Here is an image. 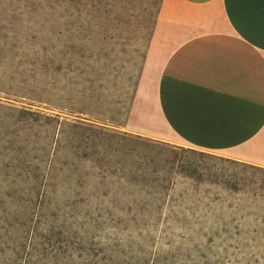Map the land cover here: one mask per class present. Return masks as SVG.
Instances as JSON below:
<instances>
[{
  "label": "rangeland",
  "instance_id": "rangeland-1",
  "mask_svg": "<svg viewBox=\"0 0 264 264\" xmlns=\"http://www.w3.org/2000/svg\"><path fill=\"white\" fill-rule=\"evenodd\" d=\"M34 1L35 4H32ZM163 1L114 0L115 4L111 6L117 11L115 10L113 17L119 15L120 25L117 28L112 23L106 24L104 35L100 34L102 25L98 16L103 13L105 15L113 8L107 6L106 0L104 5L91 6L93 11L99 7L102 11L96 10L93 15L94 29L91 36H95L98 41L91 42L90 45L99 52L105 44L107 53L114 56V59L117 56V59L123 60L127 66L124 74L131 73L135 77L134 83L139 84L157 22L158 9ZM95 2L96 0L94 5ZM62 8L58 0H42V3L37 0H0V45L5 48L2 55L8 54L15 44H32L31 30H42L47 34L57 28L60 23L56 22V17L49 19L46 15H60ZM104 36H116V40L104 42ZM13 68L12 65L0 69L1 77L5 80V83L0 85V264H17L14 252L15 237H25L21 240L29 246L31 244L34 229L19 222L17 216L21 210L42 207L45 193L53 200L50 204L56 205L58 199L63 209H70L67 208L70 205L68 199L74 198L77 190L88 197L78 203L73 223L88 225L96 231L95 235L90 237L91 242L85 243L86 248L74 251L76 264H108L110 256L114 257L116 264H220L216 257L209 261L201 251L206 244L212 242L208 236L203 235L201 224L207 226L208 222L203 217L218 211L222 204L225 208L232 209L245 225H256L255 228L246 229L247 244L241 241L239 246L233 247L229 243L227 252H220L222 264H264V239L260 236V225H264V169L168 143L158 137L154 131L159 128L152 127L150 117L146 116L141 122L142 128L138 130L144 135L130 136L167 145V149L161 150L162 148L152 145L146 147L140 142L125 148L134 150L133 153L137 155L150 154L154 161H157V157L176 158V166L180 163H193L199 173L204 175L203 180H198L197 176L173 173L167 177L171 181L170 190L162 191L163 200L160 202L151 192L148 193L150 189L144 185L139 188L127 182L129 169L125 179L120 180L118 166L111 170L115 174L110 173L106 178H102L98 172L86 169L79 171L77 166H67L62 170L63 165H60L53 172H57V180L62 183L57 186L48 185V158L65 155V150L60 147V142L65 141L60 132V123L82 124L83 131L77 135V138H80L78 140H86L87 137L90 138L89 135H92L91 138H101L96 137L93 131L86 130L88 128L107 130L111 134L109 138L116 139L112 142L114 148H122L124 142L120 138L125 137L121 135H129L123 130L129 117L126 113L129 103H126L122 115L114 118L113 123L96 120L82 113L60 110L50 104L34 102L32 99L35 98L27 95L29 91L24 89V85H20L24 78L19 76L18 81L11 80ZM121 81V78L110 79L109 86L119 92L111 87L107 93L119 95L122 91L114 83L121 85ZM24 84L26 86V83ZM129 91L132 92V88L128 90V101ZM60 93L61 98H67L65 85H61ZM75 111L84 112L83 109ZM46 117L54 121L49 123ZM109 117L108 113L107 118ZM71 138L75 136L68 139ZM66 151L71 155L70 159L81 164L86 163L79 158L76 150ZM79 152L90 154L92 150L87 149L84 152L81 149ZM130 160L134 165V159ZM80 167L82 168L81 165ZM60 172L71 176L70 180L64 179L65 176ZM78 174L87 175L89 182L84 188L76 183ZM232 185L238 189L232 188ZM182 186L188 188L186 201L189 204L194 200L201 201V206L197 209L200 215H194L187 205L183 211L179 207H176L175 212L169 211V206L173 205V189L180 190ZM139 192L144 197L150 194L148 199L153 201L145 210L130 201L138 197ZM106 193L108 195H104ZM208 204L212 207L205 211L204 205ZM129 206L133 208L132 211L127 210ZM110 210L114 211L115 216L107 213ZM185 213L188 222H182ZM177 215L181 219H177ZM160 256H167L166 261L161 262ZM21 262L24 263L25 260Z\"/></svg>",
  "mask_w": 264,
  "mask_h": 264
},
{
  "label": "crops",
  "instance_id": "crops-1",
  "mask_svg": "<svg viewBox=\"0 0 264 264\" xmlns=\"http://www.w3.org/2000/svg\"><path fill=\"white\" fill-rule=\"evenodd\" d=\"M146 116L168 143L264 169V0H164L123 130Z\"/></svg>",
  "mask_w": 264,
  "mask_h": 264
},
{
  "label": "trees",
  "instance_id": "trees-1",
  "mask_svg": "<svg viewBox=\"0 0 264 264\" xmlns=\"http://www.w3.org/2000/svg\"><path fill=\"white\" fill-rule=\"evenodd\" d=\"M58 1L63 7V11L60 13V15H46V17L49 19L56 17V22L58 21V23H60L58 24V27L50 30L49 32H47V34H45L42 30H31L30 33L31 39L33 41L32 44H15L10 49L8 54L5 55H2L3 51H5V48L0 45V56H2V58L0 59V69L4 67L8 68L13 65L14 68L11 72L12 74L10 75L11 80L18 81L19 76L24 78L23 82L26 83V86L22 82V80L20 81V85H24V89L29 91L27 95L35 98L32 99L34 102L50 104L51 106H55L54 108L60 110H68L73 113L90 115L96 120H103L111 123L114 122V118L122 115L123 108L128 102L129 107L126 109V113L129 116L131 105L134 101L135 93L138 87V83L133 82L135 77H133L131 73H128L127 75L124 74L127 66L123 63V60L117 59V56L114 59V56L107 53L105 44L99 52H96L95 49L90 45L91 42L98 41L95 36H91V32L94 29L93 15H95L96 10L97 12L102 11L100 7L96 8V10L93 11L91 10V6L96 7L97 5H104L105 0H96L95 5L94 0H80L78 8L71 3H68L67 0ZM106 2L107 6L113 9L112 11L109 10L105 15L103 13L101 16H98L99 20L101 21L100 24L102 25L100 26L102 27L100 28V34L103 33V35L105 33L104 27L106 24L112 23L116 27L120 25L119 15L113 17V15H115L113 13H115L116 9L111 5L115 4L114 0H106ZM32 4H35V1ZM160 9L161 7L158 9V15ZM57 36L59 37V39L56 40ZM42 38L43 41L41 42ZM102 40L104 42L108 40H116V36H104ZM63 48L71 49L75 53H84V55L82 56L77 55L76 60L83 66L85 71H89L87 67L89 63L94 66L91 70L92 73L98 71L100 68L103 69V74L100 79H95L94 75L91 74L89 76L81 75V78L78 80L70 76L69 80L72 86L65 84V89L67 90V98H61V85L59 83H57L53 87H48L42 81H32L31 83H29L26 80V77H28L30 73L29 62L31 59L36 58L37 53L41 54L42 56L51 54L52 56L60 59L61 57L59 56V50ZM85 57H87V59H85ZM1 75L2 74H0V85H2V83H5V80L3 77H1ZM120 78L122 80V84L119 85L117 82H115L114 84L122 92L119 95H113L111 93L108 94V88L111 89L112 87L109 86L110 79L117 80ZM101 80L103 82H101ZM130 88H132V92L129 91L130 96L128 101L127 95ZM116 91L119 92L118 89H116ZM109 97L111 98L109 99ZM79 109H83L84 112L75 111ZM108 113L110 116L109 118H107ZM46 120L49 123L54 121L50 117H46ZM60 127L62 138H65L63 139L65 140L64 142H60V147L62 148V150H65H63L65 152V155H60L52 159L48 158V162L50 164L48 173V185L51 184L57 186L62 183L59 182L60 180H57L59 177V175L56 174L57 172H53V170H56V167H59L60 165H63L61 166L62 170H64V168H66L67 166H77L79 168V171L86 169L87 171L98 172L99 176L102 175V178H106L107 175L113 173L111 172V170L115 166H118V168L120 167L117 170L120 180L125 179V177L127 176V169H129V180H127V182H131L134 187L139 188L141 187V185H144L145 187L150 189L148 193L151 192V195L154 196L158 202H160L161 200H163L162 191L168 192L170 190L171 181L170 178L167 177L172 175L173 173L177 172V174H186L191 177L197 176L198 180L204 179V175L199 173L197 167L193 163H180L178 166H176V158L157 157V161H154V158H150V154L137 155L133 153L134 150L125 148L135 145L139 142L141 144H144V146L146 147H149L151 145L160 147L162 148L161 150H166L167 145L158 144L147 140L145 141L141 138H133L130 136V134H120L121 136L125 137L120 138L121 140H123L124 144L122 148H114L112 142H114L116 139L109 138L111 137V134H109L110 132L107 130L98 129L96 127L88 128L86 130L93 131L96 137L101 136V138H91L92 135H89L90 138L87 137L86 140H78L80 138H77V135L79 136L81 134V131H83L82 124L75 122L69 124L60 123ZM71 136H75V138L68 139ZM66 149L76 150L78 152L79 158L86 161V163L81 164V162H76V160L70 159L71 155H69ZM81 149H83L84 152L87 149H91L92 152L90 154L86 152L84 154H81L79 152ZM173 149L179 150L178 148ZM130 159H134V165L131 164L132 162ZM70 160L72 161V163H70ZM80 165L82 166V168L80 167ZM134 167H136V170H134ZM162 173L164 174V176H162ZM60 174H63V176H65L64 179L68 181L70 180L71 176H68L67 173L60 172ZM113 174H115V172ZM77 176L78 182L76 183L78 184V186L84 188L85 185L89 182V180L87 179V175L78 174ZM114 177H116V175H114ZM231 187L238 189V187L234 185H232ZM104 195H108V193ZM149 195L150 194H147V196L144 197L140 194L138 197H135L130 201H133V203L135 204H139L142 207L141 210H145V207H150L151 202H153L152 200L148 199L150 198ZM87 197L88 195H84L83 192L77 190L76 196H74V198L70 197L68 199L70 205H68L67 208L70 207V209L62 208V215L66 216L68 219H71L72 214H74L75 209L78 206V203H82L85 199H87ZM116 197H118V195H116ZM52 202L53 200L50 199L49 194L45 193L43 207H46V204L48 206ZM126 202H128V199ZM57 204L61 206V204L58 202V199ZM127 210L132 211L133 208L129 206ZM107 213L115 216L113 210H110ZM24 238L25 237L22 236L15 237V263L38 264L35 249L33 248L32 244H30L29 246L26 242H23L21 240ZM48 247L52 248L53 245L49 244ZM61 247L64 248L63 252H61L59 248L57 249V254L60 256L59 264H76L74 251H81L87 246L84 243L80 245H61ZM113 258L114 257L110 256L108 264H116ZM23 259L25 260L24 263L21 262V260ZM45 264H47V262H45Z\"/></svg>",
  "mask_w": 264,
  "mask_h": 264
},
{
  "label": "snow or ice",
  "instance_id": "snow-or-ice-1",
  "mask_svg": "<svg viewBox=\"0 0 264 264\" xmlns=\"http://www.w3.org/2000/svg\"><path fill=\"white\" fill-rule=\"evenodd\" d=\"M37 2L42 3V0H37ZM67 2L77 8L80 4V0H67ZM77 55L82 56L84 53H75L71 49L63 48L59 50L60 59L51 54L42 56L37 53L36 58L31 59L29 62L30 73L26 77L27 82L42 81L46 86L53 87L57 83L72 86L69 80L70 76L78 80L81 78V75L89 76L91 74L94 75L95 79H100L103 69L100 68L98 71L92 73L91 70L94 66L89 63L87 66L89 71H85L83 66L77 62ZM101 82L103 81L101 80ZM197 191H199L198 186ZM262 192H264V189H262ZM173 193V205L169 206L170 212H175L176 207H179L183 211L187 205L194 215H200L197 209L201 206V201L194 200L193 203L189 204L186 201L188 194L187 187L182 186L180 190L174 188ZM211 207V204L204 205V210L207 211ZM62 211L63 209L59 204H49L47 207L42 206L39 209L35 207L23 209L17 216L19 222L25 227L34 229L30 243L35 249L38 264H45V262L47 264H59L60 256L57 254V249L59 248L61 252L64 251L61 245L90 243V237L95 235V229L85 224L77 225L73 223V220L76 219L75 215L72 214V219H68L62 215ZM176 218L181 219L179 215ZM203 219L208 222L207 226L201 224L203 235L208 236L212 242L206 244L201 251L204 252L205 257L209 261H211L212 257H216L220 264H222L223 260L220 252L224 251L226 253L229 243L233 247L239 246L241 241L247 244L246 229L256 227L254 224L245 225L237 218V214L232 209L225 208L223 204L218 211L205 215ZM182 222H188L186 213ZM260 228V236L264 239V225H260ZM49 244L53 245V247L49 248ZM247 246L250 247V245ZM166 259L167 256H160L161 262L166 261Z\"/></svg>",
  "mask_w": 264,
  "mask_h": 264
}]
</instances>
